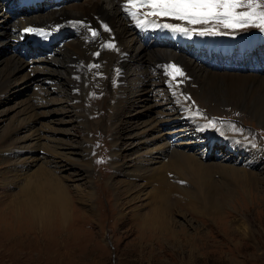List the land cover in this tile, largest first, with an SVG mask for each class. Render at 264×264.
<instances>
[{
	"label": "rangeland",
	"instance_id": "obj_1",
	"mask_svg": "<svg viewBox=\"0 0 264 264\" xmlns=\"http://www.w3.org/2000/svg\"><path fill=\"white\" fill-rule=\"evenodd\" d=\"M31 1L33 2V8L36 7L39 13L32 12L29 16H23L27 12L23 9L18 11L20 4L14 3L11 6L13 10L6 8L3 11L8 16V21L3 23L4 20L0 17V32H5L18 25L37 26L46 23L49 17H55L57 23L53 29L60 33L56 34V45L52 47L51 52L53 50L64 51L66 56L64 62L67 67L62 71L63 75L60 79L57 75L41 74L40 68H46L47 64H44V62L40 63V61L30 63L28 69L19 71L17 82L7 89L5 92L6 97L0 100V112L6 111V115L0 119V136L8 127L17 125L18 120L22 118L19 112L22 107L34 104V101H38L43 93L51 91V93L47 92L49 100L63 101L64 96L59 93V90V92L52 91V86H54L52 81L66 82L69 79L67 83L61 85L62 88L60 87V90L64 91V95L72 96L73 94L79 99L77 101L82 104L78 109L79 117L76 118L73 114L62 113L58 109V104H49L43 108H35L37 117L34 116V119L37 122L34 123V126L38 128L41 125V134H49L51 129L58 130L59 132H55V135L62 138L59 144L66 143L74 147H81L83 149L81 154L87 152V160L80 159L78 156L74 157L78 162V164L77 162L75 164H81L87 168L85 181H77L75 177H72L71 173L77 172V169L67 167L65 168L67 170L62 174L67 177V183L65 184L70 191V198L74 199L76 197V189L84 190L87 188L85 191L92 194L93 201L91 206L93 205L95 209H93V212H89L87 204L85 205L77 199L72 200L70 205L71 212L65 223L55 222L54 216L57 215V210L53 208L50 212L52 217L50 216L49 224L39 225L38 229L31 228L29 224L30 218L24 216L22 210L16 209V206L13 205V197L23 185V178L32 173L34 168L37 169V165L42 166V161L40 160L43 157L50 158V153L47 151L46 143H43L46 145L45 147L40 145L44 141L37 142L36 145L31 141L29 147L23 150V147L27 146L28 143L21 144L16 141L18 137L24 136V132L21 131L15 137V140L11 142L10 146L12 152L16 149L19 154L16 156L12 154L10 157L0 155V264H264V182L248 188L238 184L235 186L236 188L234 187V194L227 200L220 202L218 208L209 211V213L195 214L187 211L184 215L170 214V220L176 223L177 230L179 227H182L181 229L185 228L186 235L179 233L180 237L178 236L175 240L170 237H166L164 240H159L160 238L157 240L152 237L140 240L141 237L147 236L143 235L147 233L148 226L139 230V219L151 212L152 207L148 196L151 189L149 185H146L144 187L146 188L145 194L142 193L140 197L131 198V196H127L128 194H125V186H122L121 182L127 181V178L124 175H120L119 173L121 172L115 171L112 166L111 155L114 148L112 146L114 127L111 116L115 100L114 72L111 71L106 74L101 69L106 52H104V46L100 42H95V37L90 32H87V36L92 37L91 41L95 42V45L86 49L82 55H71L72 50L79 41L77 28L82 24L80 15L78 16L77 14L82 7H89L95 0H74L65 4H60L57 0L56 4L54 0L46 1L45 3H39L37 0ZM6 5L10 7L8 3ZM129 18L127 17V21L131 22ZM14 23L16 24L14 25ZM177 24L188 28L190 34L175 32L171 29L168 31V29L163 27L164 31L172 37H183L185 41L176 38L169 39L166 33H162L160 37H164L177 47L185 45V48L180 47L181 50H177L179 53L176 54L177 56H175L174 60H167V62H171L164 64L165 69L162 72L157 71V77H154L156 72L147 71L148 76H152L150 83L152 84L155 81L158 85L149 94H143L142 100L145 103L159 102L163 105L158 109L163 110L166 107L174 111L175 114L176 112L181 113V107H183L185 112H193L195 121L199 122V129L206 128L209 131H220L221 134L230 135V138H235L238 142L247 144L249 151H243V155L239 158L249 164L248 170L264 177V127L262 124L250 119L248 114H245L242 109V105H245V103H253L264 107V92L260 91V93L253 95H238L235 92L237 88H234L226 81H222L221 84L214 86L215 88L218 87V90L214 96H211L208 91L209 88L202 91L193 84L194 79L189 74L187 63L184 62L187 60L184 55L187 54L199 62L201 61L205 64V68L212 72L226 70L217 69L218 63L209 66L204 59H198L193 54L186 52V50L193 47L192 43L196 41L195 37L213 38L221 42L228 40L231 43L235 42L236 45H248L250 47L256 40H260L262 44H258L253 50L249 48V50L253 51L251 52L252 56L257 55V60L261 66L259 72L257 69L246 70V68L249 69L250 67V62L247 58L237 60L238 64L243 63L246 67L242 71L237 70V68L226 71L246 72L247 74L249 72L254 73L253 75L262 76L264 74V72L262 73L264 71V31L255 27L226 29L214 21L209 24L190 25L186 22H177L175 20L173 25ZM136 25L138 26L139 24ZM132 28L135 42L137 44L141 43L144 32H136L134 29L135 24L131 25ZM209 28L213 29V32H208L204 35L199 34L200 31ZM72 33L74 34L71 35ZM150 41L154 45H158V48H165L164 50L167 49V51L172 50L170 46L156 40H154L155 42ZM5 43V37L0 36V70L3 69L5 61L13 54V46H8ZM51 52L48 54H51ZM48 54L33 56L30 59H25L23 56L22 58L24 61L32 62L33 59L38 60ZM152 58L155 61L158 59L157 56ZM97 64L99 65L98 68L92 67V65ZM146 64L148 65V63ZM168 65L179 67L184 72V76L178 77L177 81L170 82V77L165 74L166 66ZM219 66H228L233 69L232 66L226 64ZM32 74L37 76L30 77ZM24 76L26 77L24 78ZM73 79L77 80L73 81ZM181 80L183 82L179 83ZM59 81L58 83L62 84ZM106 81L110 86H108ZM178 91L179 93H177ZM35 92L39 93L37 98H35L37 95ZM172 97H174V100ZM28 100L31 101L29 102ZM218 103L221 105L219 106L220 108L218 107L219 110L215 105ZM178 104L181 106H178ZM225 105L229 106L225 107ZM232 110L237 112L232 113ZM39 112L46 113L47 118H41ZM75 113H77V110H75ZM128 113L133 114L134 111L128 107L120 109L122 121H119L118 129L123 128L124 131H128V126L126 125L130 118L126 119L127 123L123 122L124 117H129L127 116ZM178 116L176 114L175 117ZM144 117V115L140 116V118L145 119ZM32 120L29 122L31 123ZM141 120L138 119L137 122L140 123L142 122ZM210 120L215 122V127L209 125ZM201 124L203 127H201ZM169 125V123H163V131L169 132L168 130L172 129ZM233 127L240 129V131H233ZM149 132H146V136H139L136 139L144 137L145 140H149ZM131 134L134 135L129 133V135ZM194 135L196 136V134ZM195 136L193 139H188L190 144L196 142ZM128 137L130 136H127V139ZM170 138H172L171 141L174 144L182 142H179L180 139L174 141L173 132H171ZM203 140H206V138H203ZM51 145H55V143L52 142ZM135 145L137 148L132 152L128 149L124 151V155H126L124 161L128 165H132L135 157L142 153V149L146 147L141 146V143H135ZM222 149L223 145L220 142H215L208 147L205 141L202 142L200 140L199 142L197 141L192 153L200 157L202 153H205L202 158L204 160L203 163H216L217 158L232 157L230 156L231 152L223 151ZM251 149H254L256 153L257 149H259L263 157L260 158V156L255 155ZM239 158H230L232 161L226 163L232 166H241V164L236 163ZM16 165L22 168H17L15 167ZM16 176L19 177L16 178ZM215 179L221 180L218 175L215 176ZM145 182L135 180L134 185L140 187ZM111 185L118 186L119 190L112 189ZM119 192H122L123 195L122 207H116L114 202V196ZM119 210L126 217H119ZM146 225H150L149 220Z\"/></svg>",
	"mask_w": 264,
	"mask_h": 264
},
{
	"label": "bare ground",
	"instance_id": "obj_2",
	"mask_svg": "<svg viewBox=\"0 0 264 264\" xmlns=\"http://www.w3.org/2000/svg\"><path fill=\"white\" fill-rule=\"evenodd\" d=\"M10 1L11 0H0V17L4 20L3 23L8 21V16L5 15L3 11H5L6 8L13 10V7H8L6 5ZM46 1L51 0H37L39 3H45ZM54 3L56 4V0H54ZM126 4L127 0H95L89 5V7H82V9H80L81 11L79 10L77 14L78 16L80 15V21L82 23L77 28L79 32V41L72 50L71 55H82L86 49L93 47L95 42H100L104 46L103 49L104 52H106V57L104 58V64L101 65V69H103L106 74L113 71L115 76V81H113V84H115V100L111 116L112 125L114 127V138L112 142L114 148L112 147L113 153L111 155L112 166L115 171L121 172L119 174L124 175L127 178V181H121L123 184L122 186H125V194H128L127 196L138 198L142 193L145 194L144 192L146 188L144 187L146 185L150 186L151 190L148 193V196L152 207L151 212L145 217L139 219V230L148 226V230H146L147 233L143 235L147 236L141 237L140 240L147 239L148 237L157 240L159 238V240H164V238L170 237L175 240V238H178L179 233L183 235H186L187 233L184 230L185 228L181 229L182 227H179L177 230L176 223L173 222V220H170V214L184 215L187 211L195 214L209 213V211L218 208L220 202L231 197L234 194L235 186L238 184L245 186L246 188L256 186L264 182V177L248 170L249 164L243 162L239 158L243 155V151H249L247 144L238 142L235 138H230V135H224V133L221 134L220 131H209L206 128L199 129V122L195 121L193 112H185L183 107H181V113L176 112L179 116L175 117V112L166 107L163 110L158 109L163 104L156 101H153L152 103L146 101L147 103H145V101L142 100V97L144 96L143 94H149L153 88L158 85L155 81L152 82V80V84L150 83L152 76H148L147 71L153 73L156 72V76L154 77H157V71L162 72L165 69L164 64L171 62H167V60H174L175 56H177L176 54L179 52L173 48L170 51H167V49L164 50L165 48H158V45H154L151 41L147 44L143 42L137 44L134 40V35L132 34L133 28L131 29V25L135 24L134 29L137 32L139 25L137 26L136 24L141 20L146 22L145 25L150 23V26H152L153 23L161 25L173 24L175 20L171 18L145 17L144 15L132 17L124 10ZM141 11H148V9H142ZM127 17H130L129 19H131V22L127 21ZM16 23H14V25ZM56 23L57 21L55 20V17H49V19L46 20V23L37 26L18 25L13 26L10 29H8L9 27L5 28L8 30L0 32V36H4L6 39L5 44L13 46V54L5 61L3 69L0 70V100L6 97L5 92L7 89L15 85L17 82L19 71L28 69L30 63L36 61H40V63L44 62V64L47 65L46 68H40L41 74L57 75L59 79L62 78V71L67 67V64L64 62V60H66L64 51L53 50L51 54H48L45 57H40L38 60L33 59V61L30 62L23 60L19 53L21 46L19 48L17 45L19 35L26 32L25 29L29 28L34 31H39V34L41 32H43V34L48 33L56 41L57 35L60 33L53 29ZM166 29L169 31V28ZM92 31L98 33V35L95 36V42L91 41L92 37L90 38V36H87V32L92 34ZM108 44H113L115 47L108 48L106 47ZM151 48H154L155 50ZM186 55L187 54L184 56L187 60L184 62L187 63L189 74L194 79L193 84L197 86V89H201L202 91L209 88L208 91L211 93V96H214L218 90V87L215 88L214 86L221 84L222 81H226L234 86V88H237L238 91L235 90V92L238 95H253L260 93V91H262V93L264 92V74L260 76L253 75L254 73L249 72L247 74L246 72L239 73L237 71H226L235 69H231L228 66H219L221 65L220 63H218V67L216 68L226 70L212 72L211 70L206 69L205 64L201 61L200 63L192 56ZM153 56L158 57L157 61L153 60ZM242 57L245 58L246 54ZM146 63H148V65ZM214 64L216 63H211L209 66H213ZM222 64L232 66L228 60ZM263 72L264 71H262V73ZM32 76L36 77L37 75H30V77ZM25 77L26 76H24V78ZM77 79H73V81H76ZM68 80H65L66 82L59 80L52 81L54 82L52 91L55 92L59 90L60 92H58L64 96L63 101L57 102L49 100L47 95L48 93H51V91L43 93L38 101H34V104H30L29 106L23 105L24 107L19 111L22 118L18 120L17 125L15 127H8L0 136V155L3 157H10L12 154H15L16 156L19 154L16 149L12 152L10 146L12 144L11 142L15 140V137L21 131L24 132V136L18 137L16 141L21 144L28 143L27 146L23 147V150L26 147H29L31 141L34 142V145H36L37 142L40 143L41 141H44L40 145H43L44 147L47 145V151L50 153V158L43 157L40 160L42 161V166L37 165V169L34 168L32 173L23 178L24 183L20 187L19 192L15 196L13 195V205L16 206V209H19L20 211L22 210L24 216L30 218L29 224L33 229H38L39 225L43 226L50 223L48 221L52 217L50 212L53 208L57 210V215L54 216L55 222L60 224L65 223L71 212L70 205L72 200L77 199L81 203L85 205L87 204L89 206V212H93V209H95L93 205L91 206V202L93 201L92 194L85 191L87 188L84 190L76 189V197L74 199L70 198V191L65 184L67 183V177L66 175H63V172L67 170L65 169L67 167L70 169H77V172L74 171L71 173L72 177H75V180L77 181H85L87 168L81 164L77 165L78 162L74 157L78 156L80 159L87 160V152L81 154V152L83 153L81 147H74L66 143L59 144V142L62 141V138L55 135V132H59L58 130L51 129L49 134H41V125H39L38 128H35L34 126V123L37 122L35 121L36 119H34L37 117L35 108H43L49 104H58V109L62 113L73 114L76 118L79 117L78 109L82 106V104L77 101L79 99L73 94L72 96L64 95V91L60 90L61 85L67 83ZM58 81L62 82V84H59ZM107 84L110 86L108 82ZM177 93H179V91ZM38 94L35 98L38 97ZM172 98L174 100V97ZM215 105L217 108L221 106L220 103ZM178 106L181 105L178 104ZM226 106L229 105H225V107ZM242 106L243 112L248 114L250 119L262 124L264 127V107L253 103H245V105ZM125 107L134 111L133 114L131 113L132 115L128 113L127 116L129 117H124L125 119L123 118L124 123H127L126 119L130 118L126 125L128 126V131H124L123 128L118 129L119 121H122L120 109ZM54 110H56V108H54ZM75 110H77V113H75ZM233 112L237 111L232 110V113ZM45 114L46 113L39 112L41 118H47ZM5 115L6 111H1L0 119ZM141 115H144L145 119L140 118ZM31 119H33V123L29 122ZM138 119H142V122L138 123ZM165 122L169 123V126L172 128L171 130H168L169 132L163 131L164 127H162V124ZM201 127H203V125ZM135 131L137 132L134 133ZM148 131H150L149 140H145L144 137L136 139V137L139 138V136H146V132ZM170 131L174 133V141L180 139L179 142H182L176 144L172 143ZM129 133H133L134 135L131 134V136ZM193 134H196V136L194 135L196 142L190 144V142H188L190 140L188 139H193ZM127 136L130 137L127 139ZM203 138H206V140H203ZM134 140L136 141L134 142ZM200 140L202 142L205 141V143L208 144V147L215 142H220L223 145L222 150L231 152L230 156L232 157L217 158L216 163H203L204 160L202 158L205 153H202L201 157L192 153L197 141L199 142ZM52 142H54L55 145H51ZM43 143H46V145ZM135 143H141V146L146 147L142 149V153H139L135 157L134 161H132V165H128V163L124 161V158L126 157L124 151L128 149L132 152L137 148ZM251 150L255 155L260 156V158L263 157V154H261L259 149H257V153L254 149ZM230 158H239L236 163L241 164V166H232L229 163H226L232 161ZM76 162L77 164H75ZM17 165L15 167H21ZM216 175H218L221 180H216ZM18 177L19 176H16V178ZM135 180L146 182L144 185L138 187L134 185ZM111 186L112 189L119 190L118 186ZM122 198V192H119L114 196L116 207L123 204ZM118 216L121 218L126 217L121 211ZM148 220L150 225H146Z\"/></svg>",
	"mask_w": 264,
	"mask_h": 264
},
{
	"label": "snow or ice",
	"instance_id": "obj_3",
	"mask_svg": "<svg viewBox=\"0 0 264 264\" xmlns=\"http://www.w3.org/2000/svg\"><path fill=\"white\" fill-rule=\"evenodd\" d=\"M142 9H148V11L142 12ZM240 9L246 10L241 11ZM124 10L132 17L144 15L145 17L171 18L190 25L209 24L214 21L226 29L255 27L264 31V0H127ZM145 23L143 20L138 21L141 27L145 26ZM152 26L190 34L188 28L179 24L153 23ZM193 30L195 31V29ZM25 31L32 32L34 30L29 28ZM208 32H213V29H205L199 34L204 35ZM40 34L43 35V32ZM97 35V32L92 31L93 37ZM106 47L113 48L115 46L108 44ZM92 67L98 68L99 65H92ZM165 74L170 77V82L177 81L178 77L184 76V72L176 65L166 66ZM182 82V80L179 81V83ZM209 125L215 127V122L210 120ZM232 130L240 131L235 127Z\"/></svg>",
	"mask_w": 264,
	"mask_h": 264
}]
</instances>
